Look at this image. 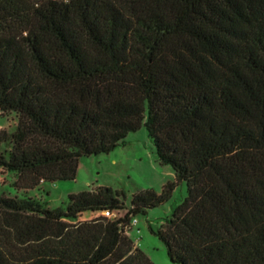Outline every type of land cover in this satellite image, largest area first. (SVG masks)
Wrapping results in <instances>:
<instances>
[{
  "label": "trees",
  "instance_id": "1",
  "mask_svg": "<svg viewBox=\"0 0 264 264\" xmlns=\"http://www.w3.org/2000/svg\"><path fill=\"white\" fill-rule=\"evenodd\" d=\"M0 166L29 190L75 180L84 156L148 130L175 179L160 193L101 186L51 209L0 198V264H155L128 235L155 231L177 264H264V0H0ZM122 211L119 218L88 212Z\"/></svg>",
  "mask_w": 264,
  "mask_h": 264
},
{
  "label": "rangeland",
  "instance_id": "2",
  "mask_svg": "<svg viewBox=\"0 0 264 264\" xmlns=\"http://www.w3.org/2000/svg\"><path fill=\"white\" fill-rule=\"evenodd\" d=\"M17 121L15 112L1 114L0 130L13 131ZM174 179L173 168L159 162L154 140L143 126L129 133L125 143L113 151L82 157L75 180L45 182L39 187L23 190L14 185L16 174L3 170L0 166V198L3 195L35 197L42 200L46 207L54 209L66 206L72 193L106 186L126 192L125 203L130 205L132 196L137 192L152 189L160 193L163 185ZM187 194V183L182 182L168 202L136 216L137 223L133 226L130 237L155 264L177 263L169 258L166 246L157 234L151 232L150 226L157 231L172 216L176 206L184 201ZM99 214L88 212L80 220H90Z\"/></svg>",
  "mask_w": 264,
  "mask_h": 264
},
{
  "label": "built area",
  "instance_id": "3",
  "mask_svg": "<svg viewBox=\"0 0 264 264\" xmlns=\"http://www.w3.org/2000/svg\"><path fill=\"white\" fill-rule=\"evenodd\" d=\"M99 215H102L104 217H107V218H111V219H114V218H119L121 216L124 215V213L122 211H110V210H106V211H103L101 212ZM98 215V216H99ZM97 217V216H96ZM137 223V218L134 217L131 221V224H130V227L127 229V234L130 235V232L132 231V228L133 226Z\"/></svg>",
  "mask_w": 264,
  "mask_h": 264
},
{
  "label": "crops",
  "instance_id": "4",
  "mask_svg": "<svg viewBox=\"0 0 264 264\" xmlns=\"http://www.w3.org/2000/svg\"><path fill=\"white\" fill-rule=\"evenodd\" d=\"M174 176H175V174H174Z\"/></svg>",
  "mask_w": 264,
  "mask_h": 264
}]
</instances>
